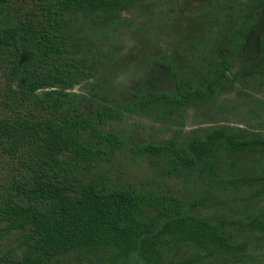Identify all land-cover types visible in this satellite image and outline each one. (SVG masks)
<instances>
[{"label": "trees", "instance_id": "obj_1", "mask_svg": "<svg viewBox=\"0 0 264 264\" xmlns=\"http://www.w3.org/2000/svg\"><path fill=\"white\" fill-rule=\"evenodd\" d=\"M239 1L250 21L264 6ZM137 2L0 0V264H241L250 244L264 243V169L221 173L223 151L264 158V128L222 125L182 144L134 148L102 130L126 114L172 121L190 105L213 104L232 82L244 88L263 80L264 33L257 56L233 73L251 23L235 28L200 86L156 61L168 69L175 94L135 93L115 104L99 95L88 114V98L69 92L86 68V28L120 24ZM120 149L149 156L169 176L194 175L203 189L187 199L119 186L107 170L90 176ZM199 207L214 213L198 215Z\"/></svg>", "mask_w": 264, "mask_h": 264}, {"label": "rangeland", "instance_id": "obj_2", "mask_svg": "<svg viewBox=\"0 0 264 264\" xmlns=\"http://www.w3.org/2000/svg\"><path fill=\"white\" fill-rule=\"evenodd\" d=\"M242 8L239 0H138L122 13L120 24L86 28L82 40L86 68L69 92L88 98L84 106L88 114L99 95H106L110 104H115L132 100V94L138 92L174 94L168 69L157 65L156 61L166 62L185 77L189 85H203L212 61L219 56L218 44L229 42L235 28L251 23V35L230 66L231 72H236L255 57L257 39L264 29V6L254 13L251 21L240 13ZM221 125L249 132L264 128V80L244 88L230 83L220 90L213 104L189 106L178 112L172 121L126 114L120 121L103 125L102 130L117 134L134 148L149 142L164 145L171 139L182 144L193 133H205ZM262 169L264 158L260 155L222 152L221 173L225 176ZM98 170H107L115 184L137 191L154 189L192 199L203 189L194 175L185 177L174 173L169 176L149 156L140 158L128 149L117 150L110 162L99 164L90 176ZM197 211L201 216L214 213L210 207H199ZM247 254L248 258L241 264H262L264 243L250 244Z\"/></svg>", "mask_w": 264, "mask_h": 264}, {"label": "flooded vegetation", "instance_id": "obj_3", "mask_svg": "<svg viewBox=\"0 0 264 264\" xmlns=\"http://www.w3.org/2000/svg\"><path fill=\"white\" fill-rule=\"evenodd\" d=\"M251 32H252V25H251L250 35H251ZM263 33H264V29H263V31L259 34L258 39H257V43L259 42V39H260V37H261V35H262ZM250 35H249V36H250ZM249 36H248V37H249ZM246 40H247V39H246ZM243 46H244V45H243ZM243 46H242V47H243ZM237 53H238V52H237ZM257 54H258V48H257V46H256V55H255V57L257 56ZM236 55H237V54H236ZM236 55H235V57H236ZM219 56H220V52H219ZM235 57H234V58H235ZM255 57H254V58H255ZM254 58H253V59H254ZM253 59H252V60H253ZM252 60H250V61H252ZM250 61H248V62H250ZM248 62H246V63H248ZM155 63H156V62H155ZM246 63H244V64H246ZM156 64H157V63H156ZM244 64H243V65H244ZM157 65H158V64H157ZM243 65H242V66H243ZM159 66H160V65H159ZM242 66H241V67H242ZM241 67H240V68H241ZM240 68H239V69H240ZM165 69H166V68H165ZM230 71H231V70H230ZM237 71H238V70H237ZM237 71H236V72H237ZM233 73H234V72H233ZM263 80H264V79H263ZM260 81H261V80H260ZM232 83H236V82H232ZM174 87H175V85H174ZM224 87H225V86H224ZM222 88H223V87H222ZM222 88H221V89H222ZM221 89H220V90H221ZM144 92H147V91H144ZM164 92H165V91H164ZM175 92H176V87H175ZM219 92H220V91H219ZM138 93H141V92H138ZM167 93H168V92H167ZM134 94H135V93H134ZM170 94H173V93H170ZM174 94H175V93H174ZM218 94H219V93H218ZM217 96H218V95H217ZM132 97H133V94H132ZM190 106H193V105H190ZM188 107H189V106H188ZM186 108H187V107H186ZM186 108H185V109H186ZM185 109H184V110H185ZM131 115H132V114H131ZM221 126H222V125H221ZM228 126H229V125H228ZM213 128H214V127H213ZM241 129H242V128H241ZM247 131H248V130H247ZM206 132H207V131H206Z\"/></svg>", "mask_w": 264, "mask_h": 264}]
</instances>
